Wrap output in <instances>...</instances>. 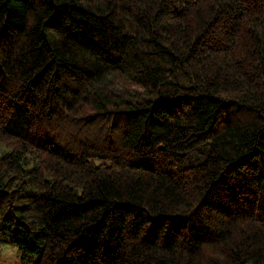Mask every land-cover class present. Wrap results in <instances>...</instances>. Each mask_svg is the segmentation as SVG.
Listing matches in <instances>:
<instances>
[{
  "label": "trees",
  "instance_id": "16d2710c",
  "mask_svg": "<svg viewBox=\"0 0 264 264\" xmlns=\"http://www.w3.org/2000/svg\"><path fill=\"white\" fill-rule=\"evenodd\" d=\"M0 236L264 264V0H0Z\"/></svg>",
  "mask_w": 264,
  "mask_h": 264
},
{
  "label": "rangeland",
  "instance_id": "374dc122",
  "mask_svg": "<svg viewBox=\"0 0 264 264\" xmlns=\"http://www.w3.org/2000/svg\"><path fill=\"white\" fill-rule=\"evenodd\" d=\"M21 252L0 236V264H32L31 258L21 259Z\"/></svg>",
  "mask_w": 264,
  "mask_h": 264
}]
</instances>
